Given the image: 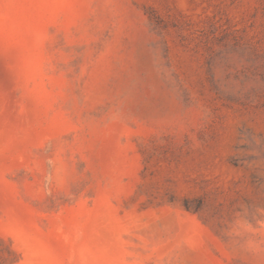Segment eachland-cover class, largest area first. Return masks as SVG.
<instances>
[{
    "label": "rangeland",
    "instance_id": "rangeland-1",
    "mask_svg": "<svg viewBox=\"0 0 264 264\" xmlns=\"http://www.w3.org/2000/svg\"><path fill=\"white\" fill-rule=\"evenodd\" d=\"M0 264H264V0H0Z\"/></svg>",
    "mask_w": 264,
    "mask_h": 264
}]
</instances>
